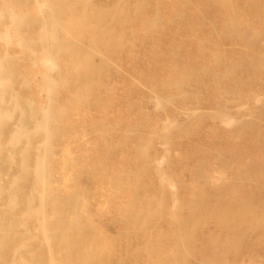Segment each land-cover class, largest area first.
Instances as JSON below:
<instances>
[{"label":"bare ground","instance_id":"obj_1","mask_svg":"<svg viewBox=\"0 0 264 264\" xmlns=\"http://www.w3.org/2000/svg\"><path fill=\"white\" fill-rule=\"evenodd\" d=\"M170 1L0 0V264H264V157L253 158L244 175L234 176V165L219 154L210 159L213 172L203 171L209 167L203 159L188 180L176 172L170 146L176 130L190 133L167 118L160 136L165 155L153 156V128L137 145L139 162L127 171L115 163L113 151L136 139L112 141L110 130L119 121L107 114L101 123L93 115L105 109V97L110 105L117 83L124 84L123 51L132 87L143 84L153 112L165 111L171 98L181 97L183 104L193 94L198 99L191 83L200 75L187 68L175 74L176 96L155 92L164 85L163 32L175 29L166 20L169 12L191 17L215 11L223 31L237 36L232 39L239 41L241 32L256 35L245 45L258 53L229 58L233 82L201 74L209 82L205 91L224 102L210 118L229 139L231 129L241 136L255 133L259 149L264 146V93L252 94L253 111L244 107L253 90L264 92V0H172L169 6ZM71 9L79 16L61 21ZM186 38L179 41L203 50V38ZM217 42L212 40L213 48ZM113 57L117 64L110 63ZM221 57L214 53L212 63ZM169 59L174 74L176 60ZM155 62L157 76L146 68ZM112 75L117 81L106 87ZM240 80L251 93L239 87ZM245 111L250 122L242 118ZM142 116L146 123L147 114ZM140 125L145 127L128 120L124 130L135 133ZM103 215L108 220L101 221ZM113 222L114 235L107 227Z\"/></svg>","mask_w":264,"mask_h":264},{"label":"rangeland","instance_id":"obj_2","mask_svg":"<svg viewBox=\"0 0 264 264\" xmlns=\"http://www.w3.org/2000/svg\"><path fill=\"white\" fill-rule=\"evenodd\" d=\"M80 5V3H77ZM175 3L171 0L169 2V6H174ZM77 10V9H76ZM73 11L71 9V12L67 16H63L62 20H68V17H73L74 19L77 18L76 16H79L80 12ZM215 11L209 12L208 15H201L198 12H194V14L191 17H187V15L183 16H177L175 17L173 13H168L166 20L170 21L172 23L171 28H175L174 30H170L168 33L163 32V36L167 38V40L163 41L161 44L160 52L161 54H164L166 58L163 57V60L160 62L161 65L164 67V71L162 75H164V79H162L163 84H160L156 88V93L162 96H169L173 97L176 96L179 89L176 87L178 76L175 75L176 73L180 72L183 68H187L186 71L190 73H196L197 75H200L198 79H194V81L191 83V87L195 88L193 89V92L197 91L201 94H199L198 99L196 94L192 95V98L189 99V102H186L183 104V101L180 98H171L172 103L167 104L168 107L165 111H161L159 113L153 112L149 108L146 107L147 101L145 100V96L147 95L142 83L136 84L135 87H132L131 81L132 77L130 73H127L128 68L123 62V57L125 55V52L123 51L124 55L121 59L120 63V69L124 71V74L122 76V79L124 81L123 83L118 84L115 86L117 89H115L113 93V97L110 99V105H107L109 102V99L107 97L104 98V104L102 105L101 111L99 112H93L94 117L97 118V122H104V115H111L114 118V121H119L118 127L116 126L115 130H110V133L112 134V137L114 139H111L112 141L116 140L119 142V140L123 141L120 136H129L130 138H135L136 141L132 142V144L126 145L125 143L120 144L119 146L115 147L113 151L114 161L115 163L124 164L127 168L126 170L129 171L130 168L135 166L139 160H138V153L136 152L137 145L140 143H145L151 136L149 133H154L155 138L153 141H151L152 147L154 148L155 152L153 153V156L159 160L161 157L165 155V145L164 140L160 139V136H163L164 133H166L163 130V122L165 119L170 118L171 120L175 121L176 126H180L186 129V131L190 134H187L185 132L179 133L177 130L174 132V140L172 142V145L170 146V156L172 159V162L174 163V166H177L176 172L180 173L182 172V175L190 180L192 175V169L194 168L195 164H199L201 160L206 161V165L209 166L208 168H205L203 171L213 172L214 170L211 168L210 165V159L212 157L218 156L219 154L222 155L223 160L228 165H234L232 173L235 176L236 174H242L246 173L247 166L249 162L253 160L255 157L262 158L264 157V146H262L259 149L258 141L260 140V136H256L255 133H247L246 135H239L237 134V131L231 129L229 130L232 134V137L229 139L227 136L230 135L225 129H223L220 125L218 126L217 123L213 122L210 118V115L212 112H214L216 109H218V106L223 104L224 102L216 103L213 100V97L216 96L211 92V90L205 91V88L209 85L208 79L206 80L205 77H203L201 74L203 72H208L207 74L215 73L218 75V77L226 78V80L232 81L234 76L236 75L234 68H231V62H229L230 57H241V58H248L251 55H254L258 53L257 47H247L245 45V40L247 39H254L257 37L256 35L252 36V34H247L248 32H241L243 33V38L238 37L239 41L237 39H232L233 33H227L223 31V27L221 26L220 16H217L214 14ZM60 19V18H59ZM73 19V21H74ZM141 19V18H139ZM244 17H236L234 20L236 21H242ZM183 20V21H179ZM212 22H214V25L212 26ZM192 24L195 26V29L189 30L187 28V25L185 24ZM240 23H237L236 25L239 26ZM71 25V24H70ZM72 27V26H71ZM213 28V29H212ZM222 29L221 33H218L219 29ZM71 30V29H70ZM69 30V31H70ZM158 34V33H157ZM155 33H152L151 36L157 35ZM159 36V35H158ZM187 37L185 40H188L189 37H199L203 38V50L197 49L194 46H191L190 48H187L184 42L179 41V37ZM210 36L211 39L208 40L207 37ZM170 38L174 39L175 42H170ZM213 39H216L218 42L217 46L214 48L211 45V42ZM170 42V44H169ZM181 42V43H180ZM74 43H69V45H72ZM214 53H219L220 55H224V57H221L220 63L216 65L215 63H212V57ZM139 54H144L143 49H140ZM170 57H173L176 61L174 64H176V69H174V74L171 73L170 66L172 65L170 63ZM125 58V57H124ZM228 59V61H227ZM111 64H117V61L114 59H110ZM159 66L156 62L154 63V66L146 65V68H148V72L151 74L153 73L156 76L160 72ZM139 69H143L142 65H137ZM230 69V70H229ZM208 70H211L210 72ZM167 73H169L168 76ZM138 76V75H137ZM139 78H143L142 75L139 74ZM231 77V78H230ZM110 80H105L104 84L107 86L112 85V82L115 84L117 81L116 75H112ZM224 83V81H222ZM233 82V81H232ZM145 83V82H144ZM229 82H225L224 85H229ZM239 87L241 85L245 87L246 93H251L253 90H249L248 87H246L245 83L240 80ZM213 87V86H212ZM250 87V86H249ZM217 88V87H213ZM158 90V91H157ZM255 92H252L251 95L249 94L248 101L251 104L245 105V109L254 110L253 108V99L252 94L253 93H260L263 94L264 92H261V89L253 90ZM246 96V95H245ZM200 98V100H199ZM107 101V102H106ZM108 107V110L106 109ZM120 112V113H119ZM117 113H119L117 115ZM142 113H146L148 118L147 122L143 119ZM233 113L235 116H238V112L233 110ZM197 115V117H195ZM107 117V116H106ZM199 117V118H198ZM242 117V116H241ZM108 118V117H107ZM247 122H250L252 118L249 115V112L245 111L243 114V117ZM145 119V118H144ZM238 119V118H237ZM128 120L132 123L134 121V124L144 123L143 128H141V125L139 127L135 126L133 130H135V133L126 132L124 130V127L127 125ZM106 122H111V120L108 118ZM113 123V122H112ZM108 124V123H107ZM90 126L92 124L90 123ZM134 126V125H133ZM100 127V125H98ZM121 128V130L119 129ZM154 129V131L151 132V130ZM94 129V126L93 128ZM228 129V128H226ZM95 130V129H94ZM93 130L89 132L88 140L93 141L94 140V134L96 132ZM192 131H195L194 133H191ZM263 131V130H262ZM107 132H109L107 130ZM264 132V131H263ZM126 133V134H125ZM219 136L218 140H214L211 138L212 134H215ZM179 134V135H178ZM228 134V135H227ZM264 136V134H262ZM109 139V138H108ZM110 140V139H109ZM127 140V139H126ZM114 141V142H116ZM124 142V141H123ZM128 142V140H127ZM264 142V138H263ZM99 143V139H98ZM100 144V143H99ZM161 145V146H160ZM97 151V150H96ZM184 158V160H183ZM156 160V161H157ZM240 161V166H236V162ZM242 161L245 162V165L242 164ZM214 166H216L214 164ZM150 177L154 178V175H151ZM156 180V178H155ZM108 215H103L100 217L101 221L108 220ZM110 227L111 233L114 235L116 234V222L108 223L107 227ZM228 241H232V239H229ZM244 261H248L247 258H245ZM263 261V260H262Z\"/></svg>","mask_w":264,"mask_h":264}]
</instances>
